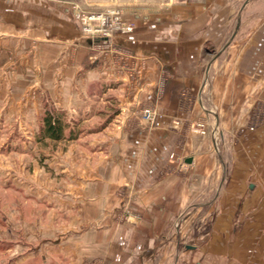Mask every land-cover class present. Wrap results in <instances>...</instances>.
Wrapping results in <instances>:
<instances>
[{
	"label": "crops",
	"instance_id": "0c3cea01",
	"mask_svg": "<svg viewBox=\"0 0 264 264\" xmlns=\"http://www.w3.org/2000/svg\"><path fill=\"white\" fill-rule=\"evenodd\" d=\"M72 5L86 14L120 7L133 29L106 48L81 34ZM248 6L246 0H0V75L17 73L9 63L28 40L43 41L55 53L51 66L74 77L54 87V108L67 121L80 99L82 113L93 108L81 124L106 115L93 134L105 141L98 159L106 175L94 177L87 202L120 205L117 191L127 189L129 219L138 221L131 233L144 241L168 236L189 208L188 219L209 220V239L186 246L174 264H264V110L254 131L244 127L250 110L264 103V22L245 36L242 26L250 22L241 14ZM144 106L157 110L149 128L136 125ZM201 116L216 125L215 138L192 129ZM123 263L145 264L140 257Z\"/></svg>",
	"mask_w": 264,
	"mask_h": 264
},
{
	"label": "rangeland",
	"instance_id": "374dc122",
	"mask_svg": "<svg viewBox=\"0 0 264 264\" xmlns=\"http://www.w3.org/2000/svg\"><path fill=\"white\" fill-rule=\"evenodd\" d=\"M246 2L249 6L241 14L246 17L234 19L233 33L243 20L250 22L242 26L248 36L257 29V22H264V0ZM110 9H117L122 17L120 7L101 12ZM76 10L84 13L72 5V19L81 34L90 38L82 33ZM28 42L23 53L9 63L12 67L8 68L17 69V73L0 75V264H126L123 262L132 257H140L145 264H174L186 246L207 241L210 222L188 219L192 208L172 224L168 236L146 237L144 241L131 233L138 221L129 219L127 189L117 191L120 205L87 202L95 190H90L94 177L106 175L98 159L105 141L96 138L100 134L93 135L103 126L106 115L98 116V122L93 119L81 124V119L93 115V108L82 113L79 99L77 113L66 117L76 139L57 144L38 141L45 108L53 106L54 87L74 77L64 78L56 64L51 66L55 55L51 47L43 41L40 45L36 40ZM71 51L75 61L74 46ZM263 110V101L250 110L244 126L248 132L263 122ZM115 111L114 107L110 110L112 114ZM103 112L100 109L97 113ZM136 120L139 128L153 125H140L139 117Z\"/></svg>",
	"mask_w": 264,
	"mask_h": 264
},
{
	"label": "built area",
	"instance_id": "2783aa9c",
	"mask_svg": "<svg viewBox=\"0 0 264 264\" xmlns=\"http://www.w3.org/2000/svg\"><path fill=\"white\" fill-rule=\"evenodd\" d=\"M83 14V15H82ZM76 18L80 21L81 31L84 35L97 40L106 48L111 46L112 37L119 34H127L132 31L133 25L122 20L120 11L117 9H110L106 12L96 14L80 13L75 11ZM156 110L152 106H144L136 111V116L139 117V124L149 126L153 123ZM192 129L200 136H217V127L212 123L210 118L206 116L197 118ZM252 131L253 129L250 128Z\"/></svg>",
	"mask_w": 264,
	"mask_h": 264
},
{
	"label": "trees",
	"instance_id": "16d2710c",
	"mask_svg": "<svg viewBox=\"0 0 264 264\" xmlns=\"http://www.w3.org/2000/svg\"><path fill=\"white\" fill-rule=\"evenodd\" d=\"M116 112V111H115ZM113 115V114H112ZM40 142L57 144L76 139V134L70 130L68 123L59 111L53 106L45 108L39 128Z\"/></svg>",
	"mask_w": 264,
	"mask_h": 264
},
{
	"label": "water",
	"instance_id": "95a60500",
	"mask_svg": "<svg viewBox=\"0 0 264 264\" xmlns=\"http://www.w3.org/2000/svg\"><path fill=\"white\" fill-rule=\"evenodd\" d=\"M191 160L186 161V163H190Z\"/></svg>",
	"mask_w": 264,
	"mask_h": 264
}]
</instances>
